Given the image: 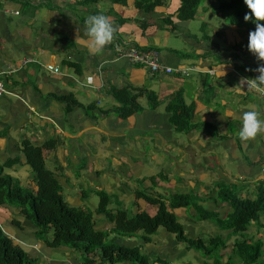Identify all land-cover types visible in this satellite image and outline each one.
I'll return each instance as SVG.
<instances>
[{
	"label": "crops",
	"instance_id": "1",
	"mask_svg": "<svg viewBox=\"0 0 264 264\" xmlns=\"http://www.w3.org/2000/svg\"><path fill=\"white\" fill-rule=\"evenodd\" d=\"M83 1H0V73L9 91L0 98L2 174L36 191L24 143L42 146L43 161L59 184L63 200L93 212L97 231L112 227L94 213L99 193L109 197L108 209L113 212H145L151 217L157 206L139 198L140 193L164 201L172 194L191 195L202 208L225 218L229 205L212 199L219 184L240 186L241 197L250 195V189L244 191L251 181L264 184V134L248 142H241L238 135L244 111L260 112L264 119V94L247 90L246 85L236 87L242 77L258 75L255 69L260 62L247 49L249 29L222 23L225 18L214 11L225 0H208L189 21L176 18L177 0H164L145 17L132 1L126 5ZM4 10H17L20 15L6 16ZM95 14L111 18L118 38L158 50L163 65L193 67L198 72L150 75L118 58L111 45L102 54L91 53L87 39L82 38L83 22ZM30 60L36 63H27ZM45 65L58 67L59 73L47 72ZM88 77L93 87L86 84ZM124 88L151 91L157 104L138 96L141 110L122 119L114 110L120 95L128 97ZM178 99L189 110L193 126L183 132L175 129L167 111ZM227 159L234 171L225 167ZM92 194L97 199L90 203ZM174 213L188 239L228 238L220 227L203 225L196 208ZM0 227L33 264L82 263L81 252L50 247L40 239L20 208L0 206ZM261 229L248 232L253 237L257 232L264 235ZM239 238L230 237L220 250L222 262ZM254 239L264 243V237ZM143 240L141 232L115 238L119 245L139 247L149 264H214V259L188 250L165 228ZM190 255L201 260H187Z\"/></svg>",
	"mask_w": 264,
	"mask_h": 264
},
{
	"label": "trees",
	"instance_id": "2",
	"mask_svg": "<svg viewBox=\"0 0 264 264\" xmlns=\"http://www.w3.org/2000/svg\"><path fill=\"white\" fill-rule=\"evenodd\" d=\"M97 1L99 0H85L84 2ZM106 1L117 5H126L128 1H132L136 10H139L143 17L153 13L164 2V0ZM177 1L180 5L176 18L179 21H189L194 18L198 8L208 0ZM214 12L226 18L229 25L245 27L249 31L255 30L253 22L244 20L245 14L248 13L244 0L220 1ZM141 27L145 28L144 22H141ZM120 39L122 42L123 38L120 37ZM131 90V88H124L123 91L128 97L122 94L117 98L120 105L114 111L122 119L141 110L140 105L136 102L137 96L131 95ZM136 92L144 94L149 103L157 104L153 92L139 89ZM184 105L183 101L178 99L167 106V111L171 113V123L180 132L193 127L188 115L189 110ZM24 144V153L31 167L37 190L21 186L17 180L2 174L0 168V206L20 208L22 215L37 229L40 239L50 247L67 246L75 251H80L83 254L81 264H115L120 262L149 264L139 247L119 245L115 242V238L132 237L137 232H141L143 241L147 242L149 236L156 233L159 228H165L173 234L175 239L184 244L188 250L199 252L205 259H214V264H264V243L261 239H254L255 237L248 232L255 225V229L258 231L264 228V184H258L257 191L254 190L255 193L245 197L239 196L236 192L233 193L229 185L219 184L216 189V197L212 199L229 205L230 210L225 218H219L213 212L202 208L198 204L200 201L191 195L172 194L167 201H164L162 197L140 193L139 198L157 206V213L151 217L145 212L134 215H128L124 210L113 212L108 209L109 197L105 193H99V202L94 213L102 215L112 224V227L108 231H97L94 228L93 212L71 207L63 200L59 184L43 161V147H35L28 142ZM187 207L196 208L197 214H199L198 219L202 221L215 220V223L223 231H227L228 238L216 235L208 240L188 239L174 213L176 209ZM236 235H239L240 238L233 243L227 260L222 262L223 255L220 254V250L226 248L228 239ZM0 264H33V260L24 249L13 242L1 227Z\"/></svg>",
	"mask_w": 264,
	"mask_h": 264
},
{
	"label": "clouds",
	"instance_id": "3",
	"mask_svg": "<svg viewBox=\"0 0 264 264\" xmlns=\"http://www.w3.org/2000/svg\"><path fill=\"white\" fill-rule=\"evenodd\" d=\"M1 1V0H0ZM85 1V0H84ZM93 4L97 2L85 3ZM226 1V0H225ZM219 4V3H218ZM244 4L248 9V13L245 14V22H253L255 24V30L249 32L248 36V51L260 62V65L255 69L258 75L255 78L242 77L240 83L236 87H243L246 85L247 90H255V92L264 94V0H244ZM4 15L18 17L19 11L4 10ZM195 17V16H194ZM169 18V17H168ZM193 20V19H192ZM81 22H83L80 19ZM118 29L113 25L111 18L105 14L89 15L83 22V37L86 38L89 46V51L93 54H102L107 46H113L115 54L118 58L127 60L130 64H133L139 68L147 70L150 75L164 74V75H177L188 76L191 72H198L197 68L193 67H179L173 69L167 67L160 62V52L153 48H142L134 45L127 39L122 40L115 37ZM121 44V45H120ZM131 51L144 52L149 54L148 58H156L153 60L155 64L150 66L149 64L142 63L133 59L130 54ZM27 63H36L35 61H28ZM157 67L153 70V67ZM42 67V66H41ZM44 69L49 73L58 74L59 68L54 65H45ZM223 72V71H222ZM223 74H225L223 72ZM92 78L88 77L86 84L93 87L91 81ZM0 82L3 86L4 92L0 96L3 97L9 94L8 89L4 85L3 76L0 73ZM146 90V89H139ZM148 91V90H147ZM151 92V91H150ZM131 95L145 96L144 94L137 93L135 89L131 90ZM146 97V96H145ZM137 100V99H136ZM33 112V109H29ZM261 113L257 111H244L239 119L241 121V128L238 133L241 142H248L255 139L258 135L264 134V119L261 118Z\"/></svg>",
	"mask_w": 264,
	"mask_h": 264
},
{
	"label": "rangeland",
	"instance_id": "4",
	"mask_svg": "<svg viewBox=\"0 0 264 264\" xmlns=\"http://www.w3.org/2000/svg\"><path fill=\"white\" fill-rule=\"evenodd\" d=\"M86 12H88L87 10H86ZM222 23H226V18L222 21ZM230 124L231 123H229L228 124V128L230 129ZM203 130H204V128H203ZM213 133H214V131H212ZM221 159V158H220ZM167 160V159H166ZM166 160L165 161H163V162H166ZM225 162H227V164L225 165V167L226 168H228V169H231L232 171H234V169H233V165H231V162H230V159H227V160H225V161H223V163H225ZM255 181H251V183H249L248 184V186H245L246 187V190L244 191L245 193H246V191L248 190V189H250V194H253V193H255L256 191H257V188H258V184H255L254 183ZM258 183V182H257ZM226 185H229L230 186V189H231V191L233 192V193H237L239 196L241 195V187L240 186H233V184H226ZM254 189H255V192H254ZM163 195H165V194H163ZM97 199V196L96 195H94V194H92V195H90L89 196V201H90V203H93L95 200ZM230 208V207H229ZM128 215H131V214H129V213H127ZM199 216V214H197V218H199L198 217ZM208 222H210V223H208ZM263 224H264V221H263ZM203 225H206L207 227H210V228H212V229H217V228H219V226L215 223V220H213V219H209V220H207V221H205V222H203ZM256 226V225H255ZM255 226H253L250 230H252V231H250L251 233H254V231L256 230L255 229ZM220 230H221V228H219ZM217 230V231H220V230ZM261 230H263L264 231V228H262ZM227 233V231L224 233V234H226ZM260 234H262L261 232H257V234H255V237L256 238H263L264 237V235L262 234V235H260ZM263 236V237H262ZM80 253V251H77V253ZM192 253H193V251H192ZM197 253V252H196ZM198 256H202V255H200L199 253H198ZM203 257V256H202ZM187 260H192L193 262H195V263H197L199 260H201V259H199V258H197V259H195V257L193 258V256L192 255H190L189 256V259H187ZM34 263V262H33Z\"/></svg>",
	"mask_w": 264,
	"mask_h": 264
},
{
	"label": "built area",
	"instance_id": "5",
	"mask_svg": "<svg viewBox=\"0 0 264 264\" xmlns=\"http://www.w3.org/2000/svg\"><path fill=\"white\" fill-rule=\"evenodd\" d=\"M132 53L130 54V56L137 60V61H140L142 63H145V64H149L150 66H153L155 64V62L153 60H155L156 58L152 57L151 59L148 58L149 54L147 53H144V52H137V51H131ZM157 67H153V70H156ZM4 92V89H3V86L1 85V82H0V96L3 94Z\"/></svg>",
	"mask_w": 264,
	"mask_h": 264
}]
</instances>
